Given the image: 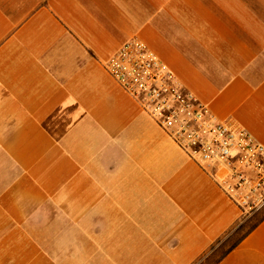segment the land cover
Here are the masks:
<instances>
[{
    "label": "crops",
    "instance_id": "1",
    "mask_svg": "<svg viewBox=\"0 0 264 264\" xmlns=\"http://www.w3.org/2000/svg\"><path fill=\"white\" fill-rule=\"evenodd\" d=\"M133 39L264 143V0H0V264H264V211L106 71Z\"/></svg>",
    "mask_w": 264,
    "mask_h": 264
},
{
    "label": "built area",
    "instance_id": "2",
    "mask_svg": "<svg viewBox=\"0 0 264 264\" xmlns=\"http://www.w3.org/2000/svg\"><path fill=\"white\" fill-rule=\"evenodd\" d=\"M104 66L246 217L264 209V143L243 128L218 121L140 40L123 44Z\"/></svg>",
    "mask_w": 264,
    "mask_h": 264
},
{
    "label": "rangeland",
    "instance_id": "3",
    "mask_svg": "<svg viewBox=\"0 0 264 264\" xmlns=\"http://www.w3.org/2000/svg\"><path fill=\"white\" fill-rule=\"evenodd\" d=\"M264 211V209L262 210V211H260V212H257L256 214H253L252 216H251V218H254V217H257V216H260L261 215V213ZM249 221V220H248ZM248 224H249V222H248Z\"/></svg>",
    "mask_w": 264,
    "mask_h": 264
}]
</instances>
